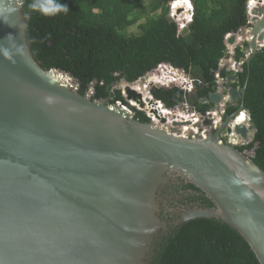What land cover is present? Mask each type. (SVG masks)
I'll return each mask as SVG.
<instances>
[{
  "label": "water",
  "instance_id": "95a60500",
  "mask_svg": "<svg viewBox=\"0 0 264 264\" xmlns=\"http://www.w3.org/2000/svg\"><path fill=\"white\" fill-rule=\"evenodd\" d=\"M23 4L0 0L7 20L0 21V264H149L169 226L196 218L226 223L264 264V171L252 161L253 151L240 152L220 137L230 124L238 144L253 132L248 118L234 123L240 113L246 116L247 80L240 90L227 84L240 71L232 68L235 48H243L249 67L264 47V0L250 11L245 33L226 36L227 49L235 47L220 69L232 74L225 81L217 75L216 91L200 102L212 105L220 125L193 137L182 127L201 123L170 127L158 113L151 115L159 122L142 123L128 109L132 101L144 110L130 85L154 70L113 86L124 88L126 105L93 99L96 79L80 95V82L70 73L44 70L31 52ZM14 6L16 13L7 15ZM238 100L237 110L224 118L227 103ZM179 182L202 190L215 208L184 210L168 226L180 210L167 207L163 197Z\"/></svg>",
  "mask_w": 264,
  "mask_h": 264
},
{
  "label": "trees",
  "instance_id": "16d2710c",
  "mask_svg": "<svg viewBox=\"0 0 264 264\" xmlns=\"http://www.w3.org/2000/svg\"><path fill=\"white\" fill-rule=\"evenodd\" d=\"M23 1L34 59L46 71L59 69L78 79L80 95H85L88 85L96 79L93 99L110 98V103L126 105L120 89L113 88L119 80L133 83L168 64L186 74L194 86L191 92L175 85L154 87L152 96L166 110L185 104L201 116L211 107L200 101L215 91L216 76L225 79L232 74L220 69L222 59L229 57L226 36L251 27L249 0H190L193 15L186 34H179L169 17L172 0H61L69 12L54 17L29 12L31 0ZM179 4L180 0L174 7ZM244 58L243 48L237 46L233 59L241 63V70L228 86L241 89L247 80L243 104L254 137L237 150L253 151L252 161L264 171V49L253 56L249 67ZM239 104L240 101L228 104L224 115L230 116ZM130 105L128 109L135 113L136 120L149 123L144 111L132 101ZM210 123L205 121L206 125ZM174 193L180 195L179 203L188 210L215 208L193 184L181 182ZM149 264L260 263L248 243L226 223L196 218L170 226L158 238Z\"/></svg>",
  "mask_w": 264,
  "mask_h": 264
},
{
  "label": "bare ground",
  "instance_id": "6f19581e",
  "mask_svg": "<svg viewBox=\"0 0 264 264\" xmlns=\"http://www.w3.org/2000/svg\"><path fill=\"white\" fill-rule=\"evenodd\" d=\"M176 3V2H175ZM176 9H179V10H181L183 13H182V15L180 16V19H181V17H183L184 16V14H185V11H187L188 9H191V5H190V1L189 0H180V4H179V6L178 7H176ZM182 20H183V22H185V21H187V20H190V15L189 14H186V16H184V18H182ZM262 49H264V47H262L261 48V50ZM260 50V51H261ZM245 63V62H244ZM168 68V67H167ZM166 68V71H159L161 74L160 75H157V73H155V74H151V75H149V77L143 82V83H141V84H136L135 85V87H133L132 89L133 90H135L137 93H139V91H138V89H136V88H140V87H142L143 86V88L145 89L146 87H148L149 85H151V84H156V78L157 77H159L161 80H164V82H166V83H172V82H183L184 81V77L183 76H180V75H178L177 73H173L172 71H171V69L170 68H168L167 69ZM232 68H234V71L238 68V69H240L241 70V63H234L233 65H232ZM220 79H222V78H220ZM226 79V78H225ZM225 79H222L223 81H225ZM228 83V82H227ZM226 83V84H227ZM230 84V83H229ZM170 86H173V85H163L162 87H164V88H167V87H170ZM176 86V85H175ZM228 87V86H227ZM193 88V87H192ZM192 88L190 89V90H187V89H183L184 91H186V92H191V90H192ZM232 88V87H231ZM227 89H230V88H227ZM235 89H237V88H235ZM238 90H240V89H238ZM140 94V93H139ZM148 96H146V98L148 99V101L145 103V100H146V98H144L143 97V95H142V100H143V102H144V110L143 109H140V107H139V109L140 110H142V111H146V113L148 114L147 116L150 118V121H153V122H159L153 115H151V114H161V117H163V118H165L166 119V124L165 125H170V124H172L173 122H175V120H179V121H190L192 124H194V125H196V124H198V123H201V127L200 128H197V127H195V129H193V127H182V131H184V132H192L193 134H191L190 136L191 137H193V136H203V132L204 131H206L207 129V131H209L210 133L209 134H212L213 132H215V130H216V127H214V128H212L211 126H212V124L209 126V125H206L205 124V121L206 120H214V118H212L213 116H217V113L216 112H214V111H211V109H209L208 110V113L205 115V116H201V115H198V114H196L194 111H192L191 110V112L189 111H187V113L188 114H186V115H182V114H175V119L174 120H169L168 119V117L170 116V113L171 112H173L172 110H168V111H170V112H167V111H165L166 110V108L163 106V104H161L160 102H158V101H156L157 103H158V105H154V104H152L151 103V97L149 96V93H148V90H147V93H146ZM154 98V97H153ZM244 100V99H243ZM201 102V101H200ZM237 102H239V100L237 101ZM236 102V103H237ZM149 103V104H148ZM236 103H234V104H236ZM228 104H231V103H227V106H228ZM208 105V104H207ZM209 105H211V104H209ZM240 105V104H239ZM165 109H163L162 107ZM183 107H185L186 109H183V110H188L189 108H188V106L187 105H185V104H181L180 106H178L177 108H180V109H182ZM211 107H212V105H211ZM239 107V106H238ZM153 108H155V111H154V109ZM179 109V110H180ZM131 111V110H130ZM226 111V110H225ZM244 111H245V109H244ZM132 112V111H131ZM150 114H149V113ZM152 112V113H151ZM246 112V111H245ZM134 113V112H133ZM225 114V113H224ZM167 116V117H166ZM134 117H135V113H134ZM246 118H248V115H247V112H246V116L244 115V113L242 112V113H240V115H239V121L240 122H243ZM238 120H237V122H238ZM249 120V119H248ZM149 121V122H150ZM219 121H220V119H219ZM235 122V121H234ZM177 123H180V122H177ZM220 123H221V121H220ZM217 125H220V124H217ZM229 126V125H228ZM226 126V128H230V130H231V132L230 133H233V128L231 129V127L229 126ZM205 127V128H204ZM226 128H224V133H223V135L221 136L220 135V137H221V141L223 142V143H225V144H235V147L237 148L238 146H242V145H246L247 144V142L246 143H242V144H238V138L236 137V143H229V142H227V140H225V138H224V135L225 134H227L226 133ZM197 130V131H196ZM201 131V132H200ZM229 133V134H230ZM222 134V133H221ZM228 134V135H229ZM234 134V133H233ZM225 141V142H224Z\"/></svg>",
  "mask_w": 264,
  "mask_h": 264
},
{
  "label": "rangeland",
  "instance_id": "374dc122",
  "mask_svg": "<svg viewBox=\"0 0 264 264\" xmlns=\"http://www.w3.org/2000/svg\"><path fill=\"white\" fill-rule=\"evenodd\" d=\"M175 1H177V0H172V1H170L169 2V9H171V5L175 2ZM182 18H184V16L183 17H181V19ZM191 18V17H190ZM191 23H189V25H190ZM241 32L242 33H245V31L244 30H241ZM228 36V35H227ZM170 68V69H172L175 73H177L178 75H180V76H183L184 77V80L186 79L185 78V75L184 74H182L180 71H177V70H175V69H173V68H171L168 64L167 65H160L156 70H155V72L157 73V75H160L161 73L159 72V71H166V68ZM167 68V69H168ZM171 70V71H172ZM172 71V72H173ZM173 72V73H174ZM151 75V74H150ZM156 84H151V85H149L148 87H146L145 89L143 88V86L142 87H140V88H136V89H138V91H139V93H140V95H141V97H142V95H143V97L144 98H146V96H148L146 93H147V90H149V89H151L152 90V88H154V87H162L163 85L165 86V85H179V86H182L183 85V83L182 82H172V83H166V82H164V80H161L159 77H157L156 78ZM69 85H70V83H69ZM135 85L136 84H132V85H130V88H133V87H135ZM227 85H229V84H227ZM118 88H120V91H121V94L122 95H124V93H125V91H124V88H122L121 86H119ZM93 94H91V96H92ZM142 97V98H143ZM148 101V99L146 98V100H145V103ZM133 104H135L136 105V103H134L133 102ZM149 104V103H148ZM137 106V105H136ZM154 109V111H155V108H153ZM180 108H176V109H173L172 111L173 112H171L170 113V116L168 117V119L169 120H174L175 119V114H182V115H186V114H188L187 113V111H190L191 112V109H188V110H183V109H186L185 107H183L182 109H180ZM165 110V109H164ZM166 111H168V110H166ZM145 113H146V111H144ZM168 112H170V111H168ZM147 114V113H146ZM148 115V114H147ZM160 117H161V114H158ZM167 117V116H166ZM212 118H214V120H213V123H212V128H214V127H216L217 126V124H220V121H219V118H220V116L219 115H217V116H213ZM238 120V119H237ZM237 120H235V122L234 123H236L237 122ZM175 122H181V121H179V120H175ZM231 125V124H230ZM229 125V126H230ZM170 127H173L172 126V124H170L169 125ZM228 126V127H229ZM205 128V127H204ZM193 129H195V127H193ZM208 130V129H207ZM197 131V130H196ZM201 132V131H200ZM205 134H203V136H204ZM254 137V132H252L251 134H250V138H249V140H248V142L249 141H251L252 140V138ZM226 140V139H225ZM225 142V141H224ZM179 183H181V182H179ZM179 183H176V184H179ZM186 183V182H185ZM176 184H174V185H172L171 187H173V189H171V187L165 192V194H164V197H163V199H164V204L167 206V207H170V208H172V209H176V210H181V209H184V210H188V207L187 206H184V205H182V204H180L179 203V201H178V199H179V197H180V195L179 194H176V193H174V189H176Z\"/></svg>",
  "mask_w": 264,
  "mask_h": 264
},
{
  "label": "clouds",
  "instance_id": "9594fccd",
  "mask_svg": "<svg viewBox=\"0 0 264 264\" xmlns=\"http://www.w3.org/2000/svg\"><path fill=\"white\" fill-rule=\"evenodd\" d=\"M4 3L6 5L7 0H4ZM247 5H248V3H247ZM27 7H28L29 12L39 13L40 15L45 16V17H54V16L59 15L61 13L67 14L69 12L68 6L66 4L61 3V0H31V2L28 4ZM16 11H17V8L14 6L7 12V15H9V16L14 15L16 13ZM247 14H248V8H247ZM248 16L250 17V12H249ZM0 21L7 23V20L4 19L2 15H0ZM189 22L190 23L192 22V17H191ZM187 26H189V24ZM25 27H26V25H25ZM9 35H11V34H9ZM2 53L5 57L9 56V53L6 49L2 50Z\"/></svg>",
  "mask_w": 264,
  "mask_h": 264
},
{
  "label": "built area",
  "instance_id": "2783aa9c",
  "mask_svg": "<svg viewBox=\"0 0 264 264\" xmlns=\"http://www.w3.org/2000/svg\"><path fill=\"white\" fill-rule=\"evenodd\" d=\"M179 1V0H177ZM176 2V1H175ZM175 2L171 5V9H169V17L171 20H173L176 24H177V28H178V33H180L181 31L184 30V28L190 23L188 20L183 22L182 19H180V16L182 15V11L179 13L178 10L174 7ZM258 3V0H250L248 2L247 8H248V14L249 12L256 6V4ZM186 14H189L190 17H192V9H188L187 11H185L184 16H186ZM172 70V69H171ZM176 70V69H175ZM173 71V70H172ZM174 72V71H173ZM186 79L182 82L183 85L179 86L176 85L178 87H180L181 89H187L190 90L194 85L192 80H190L187 77H185ZM231 129L233 128V125H230ZM206 131L203 132V134H205ZM224 138L227 140V142L229 143H236V137L233 133L225 134Z\"/></svg>",
  "mask_w": 264,
  "mask_h": 264
},
{
  "label": "flooded vegetation",
  "instance_id": "af4514ba",
  "mask_svg": "<svg viewBox=\"0 0 264 264\" xmlns=\"http://www.w3.org/2000/svg\"><path fill=\"white\" fill-rule=\"evenodd\" d=\"M228 86V85H227ZM227 88H231V87H227ZM233 88V87H232ZM238 89V88H237ZM215 91H216V89H215ZM214 91V92H215ZM110 102V101H109ZM210 109H212V107H210ZM224 118H226V116L224 115ZM211 121V123L209 124V126L213 123V120H210ZM223 133H224V131L222 132V134H221V136L223 135ZM177 179H179V178H177ZM178 184H176V186H177ZM171 189H173V187H171ZM183 205V204H182ZM185 206V205H184ZM183 211H184V209H181L180 211H179V213L177 214V215H174V216H172L171 217V219L169 220V221H167L168 222V226L170 225V224H172L174 221H176V220H178L179 218H180V216H181V213H183ZM170 227V226H169Z\"/></svg>",
  "mask_w": 264,
  "mask_h": 264
},
{
  "label": "crops",
  "instance_id": "0c3cea01",
  "mask_svg": "<svg viewBox=\"0 0 264 264\" xmlns=\"http://www.w3.org/2000/svg\"><path fill=\"white\" fill-rule=\"evenodd\" d=\"M247 15H248V14H247ZM248 18H250V17L248 16ZM239 38H240V35L238 34V35H237V39H239ZM234 47H235V46H233V49H234ZM233 49L230 48V47H228V49H227V50H228V53L231 52ZM226 60H227L228 62L223 61V63H222V67H224L227 63H229L230 57H228Z\"/></svg>",
  "mask_w": 264,
  "mask_h": 264
}]
</instances>
